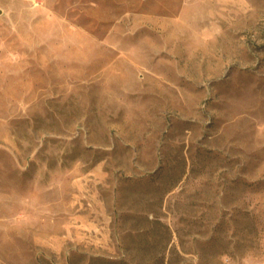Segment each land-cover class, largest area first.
Returning <instances> with one entry per match:
<instances>
[{"label":"rangeland","instance_id":"rangeland-1","mask_svg":"<svg viewBox=\"0 0 264 264\" xmlns=\"http://www.w3.org/2000/svg\"><path fill=\"white\" fill-rule=\"evenodd\" d=\"M264 264V0H0V264Z\"/></svg>","mask_w":264,"mask_h":264},{"label":"trees","instance_id":"trees-1","mask_svg":"<svg viewBox=\"0 0 264 264\" xmlns=\"http://www.w3.org/2000/svg\"><path fill=\"white\" fill-rule=\"evenodd\" d=\"M108 262H109V264H118L119 262L118 261H116V260H107Z\"/></svg>","mask_w":264,"mask_h":264}]
</instances>
